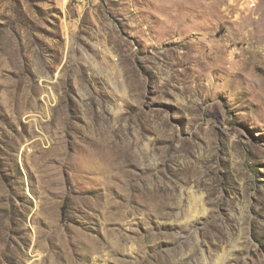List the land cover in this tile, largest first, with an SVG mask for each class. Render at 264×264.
Segmentation results:
<instances>
[{"label":"rangeland","instance_id":"rangeland-1","mask_svg":"<svg viewBox=\"0 0 264 264\" xmlns=\"http://www.w3.org/2000/svg\"><path fill=\"white\" fill-rule=\"evenodd\" d=\"M0 264H264V0H0Z\"/></svg>","mask_w":264,"mask_h":264}]
</instances>
